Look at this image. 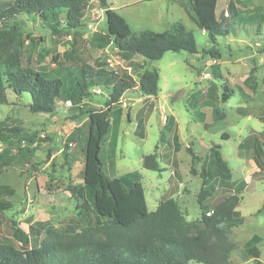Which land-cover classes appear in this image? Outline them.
Listing matches in <instances>:
<instances>
[{
  "label": "rangeland",
  "instance_id": "1",
  "mask_svg": "<svg viewBox=\"0 0 264 264\" xmlns=\"http://www.w3.org/2000/svg\"><path fill=\"white\" fill-rule=\"evenodd\" d=\"M106 2L123 6L118 12L136 33L164 32L182 22L194 35L198 53L168 51L158 60H149L120 51L108 34L105 10L95 8L100 2L92 0L82 25L74 29L62 23L55 31L38 14L19 15L21 35L15 46L22 64L63 80L67 72L83 68L115 69L130 77L135 86L113 108L111 128L102 145L107 174L139 172L148 209L155 210L164 197L171 196L196 233L204 228L198 194L205 165L212 175L207 188L215 196L230 192L241 198L237 209L244 222L232 227L231 264H264V0H219L218 14L230 13V32L218 36L216 43L179 0ZM211 48L222 55L215 64ZM152 67L160 71L157 97L144 94L139 84L141 74ZM225 85L231 93L227 101L222 100ZM108 98L107 90L93 92L82 103L105 109ZM68 100H59L55 113L31 111L27 96L11 97L0 105V186L13 190V194H0V202L10 203V208L0 210V240L16 247H20L16 227L31 234V226L40 223L62 232L85 224L69 185L84 183L89 125L86 117L78 122L71 119ZM169 115L175 121L166 127L164 118ZM214 144L221 145L230 179L217 169L210 149ZM150 153L156 154L160 170L144 167V157ZM88 215L95 220L90 206ZM250 246L258 247V256H251Z\"/></svg>",
  "mask_w": 264,
  "mask_h": 264
},
{
  "label": "trees",
  "instance_id": "2",
  "mask_svg": "<svg viewBox=\"0 0 264 264\" xmlns=\"http://www.w3.org/2000/svg\"><path fill=\"white\" fill-rule=\"evenodd\" d=\"M90 1L0 0V105L7 104L11 97L27 96L31 111L55 113L59 100L71 99V119L78 122L86 117L89 125L84 183L69 185L78 204L80 202L85 224L75 231L62 232L40 223L37 227L31 226V234L16 227L13 231L20 247L0 240V264H189L192 261L231 264L230 254L235 248L231 240L232 227L244 222L237 209L241 198L230 192L215 196L207 188L212 178L208 167L202 165V185L198 194L204 228L196 233H192L194 224L186 219L173 197L166 196L155 210L148 209L139 172L110 177L105 171L102 145L111 128L113 108L135 86L130 77L106 68L93 71L83 68L78 73L67 72V80H63L22 64L20 50L15 46L21 35L16 19L19 15L38 14L55 31L62 23L68 29H74L82 25ZM98 1L105 9L108 34L120 51L149 60H158L168 51L198 53L194 35L186 31L182 22L174 23L164 32L136 33L116 10L109 8L106 0ZM179 1L213 43L218 36L229 34L227 17L230 13L217 15L218 0ZM209 52L213 58H221L217 48H211ZM159 81L160 71L152 67L141 74L140 88L144 94L157 97ZM98 85L109 93L105 109L82 103ZM224 90L222 100L227 101L231 93L226 85ZM217 112L223 118V114ZM174 121L173 115L167 116L165 126H171ZM223 137L229 138L226 133ZM174 138L178 144L177 132H174ZM210 149L218 171L230 179L231 169L223 157L221 145L214 144ZM192 161L194 163V159ZM143 164L148 169L160 170L155 153L145 155ZM191 172L197 174L193 165ZM2 193L13 194V190L1 185ZM89 206L94 221L89 218ZM8 208L10 203L2 200L0 210ZM248 251L251 256L259 254L256 246H250Z\"/></svg>",
  "mask_w": 264,
  "mask_h": 264
},
{
  "label": "built area",
  "instance_id": "3",
  "mask_svg": "<svg viewBox=\"0 0 264 264\" xmlns=\"http://www.w3.org/2000/svg\"><path fill=\"white\" fill-rule=\"evenodd\" d=\"M225 15L227 16L228 15V12H225ZM212 62H213V64H215V63H217L218 62V59L217 58H213L212 59ZM112 64V63H111ZM110 70H113L115 73H118L115 69H110ZM205 76L206 77H211V74H210V72H205ZM105 88L103 87V86H95L94 88H93V92H95V93H97V94H103V93H105ZM107 94V93H106ZM67 104H68V106L69 107H71L72 106V101L69 99L68 101H67ZM165 121H167V117L165 116V118H164V122ZM166 123V122H165Z\"/></svg>",
  "mask_w": 264,
  "mask_h": 264
},
{
  "label": "crops",
  "instance_id": "4",
  "mask_svg": "<svg viewBox=\"0 0 264 264\" xmlns=\"http://www.w3.org/2000/svg\"><path fill=\"white\" fill-rule=\"evenodd\" d=\"M96 2H99L98 0H96ZM107 3V2H106ZM107 5L109 6V8H111V9H113V10H116L117 12H118V10H120V9H123V6H118V7H116V6H112V5H110V4H108L107 3ZM218 6H219V0H218V3H217V8H218ZM97 7V9L99 10V11H104L105 9H103L102 8V6H101V4L99 3L98 5L97 4H95V8ZM90 12V11H89ZM216 12H217V9H216ZM119 13V12H118ZM217 15H218V12H217ZM203 31L204 32H206L204 29H203ZM222 56V55H221Z\"/></svg>",
  "mask_w": 264,
  "mask_h": 264
},
{
  "label": "water",
  "instance_id": "5",
  "mask_svg": "<svg viewBox=\"0 0 264 264\" xmlns=\"http://www.w3.org/2000/svg\"><path fill=\"white\" fill-rule=\"evenodd\" d=\"M127 111H128V108H127ZM128 118H129V115H128Z\"/></svg>",
  "mask_w": 264,
  "mask_h": 264
}]
</instances>
